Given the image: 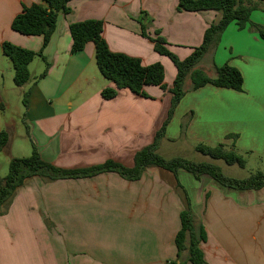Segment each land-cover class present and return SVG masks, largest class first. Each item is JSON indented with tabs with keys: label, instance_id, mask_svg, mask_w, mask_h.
<instances>
[{
	"label": "crops",
	"instance_id": "crops-1",
	"mask_svg": "<svg viewBox=\"0 0 264 264\" xmlns=\"http://www.w3.org/2000/svg\"><path fill=\"white\" fill-rule=\"evenodd\" d=\"M41 2L0 0V133L11 135L9 152L0 151V179L11 159L29 157L33 145L43 160L64 169L108 160L132 167L136 153L155 141L172 95L151 85L145 86L149 98L122 89L105 99L102 91L115 84L102 75L94 42L72 52L70 26L103 21L102 35L110 50L139 58L145 66L161 63L170 89L177 68L142 35L141 13L151 19L149 36L160 31L181 60L203 43L221 13L178 11L179 0H73L72 12L59 14L45 45L43 36L12 29L24 6ZM260 10L252 13L251 21L264 26ZM5 42L40 54L29 66L31 82L23 87L15 85L13 64L2 49ZM227 63L241 71L243 91L213 85L189 91L158 149L161 143L183 142L193 149L225 144L243 157L264 158V40L255 27L248 24L241 30L232 23L199 65L213 75L214 66ZM13 102H18L17 131ZM203 180L209 182L184 188L192 192L193 213L207 233L201 244L206 262L264 264V228L253 231L249 225L255 218L264 225V207L253 206L258 197L264 199V189L236 190L211 177ZM246 199L252 203L249 208ZM185 207L174 174L158 167L148 168L137 181L114 172L58 181L36 176L17 190L8 212L0 216V264H168L177 258L176 236Z\"/></svg>",
	"mask_w": 264,
	"mask_h": 264
},
{
	"label": "trees",
	"instance_id": "trees-1",
	"mask_svg": "<svg viewBox=\"0 0 264 264\" xmlns=\"http://www.w3.org/2000/svg\"><path fill=\"white\" fill-rule=\"evenodd\" d=\"M72 1L42 0L41 3L24 6L22 12L13 20L12 29L27 36H43L44 44L47 45L56 30L59 14L72 12L69 6ZM261 8L264 10V0H179L178 11L212 10L221 13V19L206 30L203 43L195 48L185 60H181L170 51L167 46L168 43L161 36L160 31H156V37L149 36L147 29L151 25V19L145 12H142L139 16L142 35L153 42L156 52L169 57L177 68V76L170 89L165 84V69L161 63L145 66L139 58L110 50L102 35L103 21L85 20L72 24L70 26L73 40L72 52L83 51L89 42H94L98 67L102 75L115 84L113 88H105L102 91V96L111 100L118 95L120 90L128 89L137 95L149 98L145 92V86H159L164 91L168 90L172 95L167 119L157 132L155 141L136 153L132 167L108 160L104 164L88 168L64 169L43 160L36 146L33 145V151L29 157L11 159L7 175L0 179V216L8 212L17 190L28 179L36 176L49 181H58L71 178H88L102 173L114 172L129 181H137L148 168L158 167L174 174L177 187L181 190L186 202V207L180 215L181 229L176 236L177 258L168 264H187V262L208 264L201 249V244L207 241V233L204 225L197 220L189 207L190 200L185 188L179 181V171L185 170L197 180H200L203 175H208L224 187L254 191L264 189V172L258 171L246 179L230 178L225 176L215 164L195 163L179 157L166 159L158 153V144L165 137L166 127L171 121L176 107L189 91L198 90L206 85L243 91L244 78L241 71L236 67L228 63L221 67L214 66L215 72L210 75L209 70L200 67L199 64L211 49L218 46L223 33L232 23H236L241 30L245 29L248 24L252 25L258 30L261 39L264 40V27L251 21L252 13ZM2 49L4 55L13 64L15 85L23 87L31 82L29 66L40 54L9 42H5ZM23 103L27 106L28 93L24 94ZM0 109H4L1 102ZM10 140V133L3 130L0 133V151L9 152ZM195 150L214 160H223L229 166L246 167L245 158L234 149L227 148L225 144L216 146L198 144ZM185 254H188L187 259L183 257Z\"/></svg>",
	"mask_w": 264,
	"mask_h": 264
},
{
	"label": "rangeland",
	"instance_id": "rangeland-1",
	"mask_svg": "<svg viewBox=\"0 0 264 264\" xmlns=\"http://www.w3.org/2000/svg\"><path fill=\"white\" fill-rule=\"evenodd\" d=\"M258 10H260V9H258ZM260 11H262V10H260ZM257 16L258 15H255V18H257ZM263 16H264V14H263ZM261 17H262V14L258 16V19H260ZM259 25H261V24H259ZM261 26H263V25H261ZM205 62L206 61H204V63L202 62L203 65H205ZM12 105H13L12 106L13 112L16 114L14 116H13V114H11V117H14L15 123L17 122V125H15V130L17 131V128H19L18 127L19 126L18 119L16 117L18 102H13ZM21 106H22V104H21ZM13 112H11V113H13ZM158 153H160L166 159L179 157V158L185 159L187 161L195 162V163L215 164L222 170V172L225 176L230 177V178H235V179H246V178L250 177L252 174L257 173L258 171L264 172V158L259 159L257 157H248V158L244 157L246 160V167L245 168H240L237 165L229 166L223 160H214L208 156H205V155L198 153L195 149L189 147L188 145L184 144L183 142H179L177 144L161 143L160 147L158 149ZM7 173H8V168L1 175L6 176ZM203 176H202L203 178H210V177H208V175L207 176L203 175ZM202 177H201L200 181L202 182L203 185H206L209 182V180L204 181ZM178 178H179L180 183L183 185V187L185 186V188H190L192 184H197V182H200L199 180H196L193 175H191L190 173H187L183 170H181L179 172ZM186 192H187V190H186ZM188 197L190 200V206L189 207L193 211L192 204H191V203H193L192 202L193 200H191V199H193L192 192H191V195L188 194ZM255 197H256V195H255ZM257 199H259V201L257 202L258 204L254 203L253 206L256 207L257 205H260V206L264 207V199H262L260 197H258ZM244 203H246V205H248L246 207H248V208L251 207L249 205H251L252 203L250 202L249 199H246ZM263 210H264V208H263ZM255 214H258V212L255 211ZM259 223H260V219L255 218L253 220V222L250 223L249 225L252 226L253 231H258V230H262L264 228V225L261 228V225H259Z\"/></svg>",
	"mask_w": 264,
	"mask_h": 264
}]
</instances>
